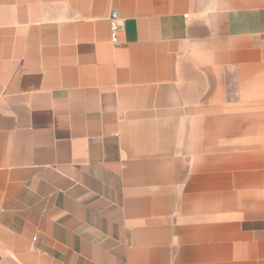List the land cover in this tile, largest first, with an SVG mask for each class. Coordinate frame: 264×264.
<instances>
[{
    "label": "crops",
    "instance_id": "1",
    "mask_svg": "<svg viewBox=\"0 0 264 264\" xmlns=\"http://www.w3.org/2000/svg\"><path fill=\"white\" fill-rule=\"evenodd\" d=\"M0 264H264V0H0Z\"/></svg>",
    "mask_w": 264,
    "mask_h": 264
},
{
    "label": "built area",
    "instance_id": "2",
    "mask_svg": "<svg viewBox=\"0 0 264 264\" xmlns=\"http://www.w3.org/2000/svg\"><path fill=\"white\" fill-rule=\"evenodd\" d=\"M123 23L118 19L111 20V37L112 41L117 43L118 42V35L119 31L121 30Z\"/></svg>",
    "mask_w": 264,
    "mask_h": 264
}]
</instances>
